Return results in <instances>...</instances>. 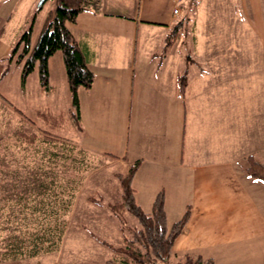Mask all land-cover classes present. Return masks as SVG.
I'll return each mask as SVG.
<instances>
[{
	"label": "crops",
	"instance_id": "obj_1",
	"mask_svg": "<svg viewBox=\"0 0 264 264\" xmlns=\"http://www.w3.org/2000/svg\"><path fill=\"white\" fill-rule=\"evenodd\" d=\"M8 1L14 2L10 11L23 2L0 4ZM24 1L28 18L39 0ZM99 2L97 11L88 8L67 23L94 74L91 88L78 90L79 120L72 117L63 60L56 52L48 60L47 89L41 88L39 76L31 88L28 85L38 69L23 84V94L32 102L30 113L38 120L33 128L61 129L69 115L80 133V152L103 156L112 160L107 164L127 169L140 161L132 188L145 213L161 191L168 225L190 208L173 254L198 255L213 264H264V183L246 171L249 157L264 163V0H197L194 5L190 0ZM237 2L244 18L236 17ZM211 8L229 12L223 20L225 34L213 33L216 26L207 18ZM185 14L183 33L165 51L167 36ZM246 43L257 49L251 54ZM38 111L53 118L50 125ZM19 121L30 124L22 115ZM110 138L119 139L113 156L98 148ZM52 160L46 167L53 170L48 175L52 178L40 177L35 193L30 190L31 195L19 199L24 202L20 232L61 234L58 249L50 252L58 253L54 263L59 264L65 234L89 236L111 223L89 221L72 228L66 223L73 211L74 189L70 179L54 171L62 170L60 152ZM114 193L121 198L119 187ZM85 246L91 247L92 257L95 249L103 248L97 241Z\"/></svg>",
	"mask_w": 264,
	"mask_h": 264
},
{
	"label": "rangeland",
	"instance_id": "obj_2",
	"mask_svg": "<svg viewBox=\"0 0 264 264\" xmlns=\"http://www.w3.org/2000/svg\"><path fill=\"white\" fill-rule=\"evenodd\" d=\"M9 2L0 4V18L4 19L3 23H0V261L4 264H55L54 259L58 253L40 254L38 257L30 259L32 257H27L20 252L23 250L28 253L33 248V235L20 232L22 225L20 206L24 202L22 203L19 199L21 195L35 193L40 177L45 175L48 179L52 178L48 175H51L53 170L46 168L47 163L55 161L52 160L53 157H57V153L60 152L62 170L54 168V171L61 172L63 179L71 180L70 187L74 189L75 197L73 211L65 218L66 223L71 228L84 226L85 222L89 221H99L102 226V221L107 220L106 222H108L109 220L111 224L101 231L89 234L90 237L85 234H65L66 244L61 251L63 258L59 264H108V260L112 262L109 264H122L123 257L114 253L106 245L114 248L122 247L125 239L131 237L132 230L139 227V224L131 213L124 212L117 215L110 212L107 205L121 200L120 196L114 193V191L118 193L119 187L116 175L126 174L127 168L124 165H109L106 163L107 160L110 162L112 160L103 158V156L80 152L76 147L80 144V133L76 129L75 121L69 115L65 123L63 120L61 129L49 130L46 128L42 132L33 128L32 124H38V120L30 113L32 102L30 103V99H27L28 97L23 94L22 65L17 64L14 60L10 61L8 53L31 25L33 26L32 47L37 43L45 16L50 10H54V3L52 0H47L40 10L35 9L34 15L27 18L26 1L23 0L11 11L9 7L14 2ZM223 2L221 1V4ZM225 11L207 9V18L214 21L216 26L213 30L214 34H225L223 20L229 18V12ZM236 17L244 18L239 2L236 3ZM181 33H183V29ZM250 33V31L246 32V34ZM246 46L251 47L252 52L249 51L251 54L257 49L255 44L252 46V44L246 43ZM177 50L181 52L182 48L179 47ZM57 55H60V52H57ZM178 62L176 61V65ZM34 71H37V66ZM37 76H39L38 71L30 76L28 80L30 88ZM14 108L20 111L19 115ZM21 115L25 120L30 121L28 126L20 123ZM77 126L79 127L80 124ZM15 127H21L20 129H23L22 131L26 135L34 134L36 136L34 142L18 141L15 132L21 130L16 129L15 131ZM64 127L69 130H64ZM29 129L31 131H28ZM54 140L56 144H53ZM110 140L111 138L109 143H103L98 148L102 152H109L107 155L113 156L112 154L118 153L119 139ZM71 147L74 149L70 150ZM34 180H36V184L31 186V182ZM23 181L28 182H24L23 185ZM95 188H103V190L101 189L99 193ZM99 223H95V225L99 226ZM93 241L99 242L103 248L99 246V250L95 249V254L92 257L89 256L91 247L85 246V244ZM72 242H76L74 246L70 244ZM37 246L39 245H35V247ZM101 249H103V254L100 253ZM71 252H76L75 254L78 255L72 256L74 254L70 255Z\"/></svg>",
	"mask_w": 264,
	"mask_h": 264
},
{
	"label": "trees",
	"instance_id": "obj_3",
	"mask_svg": "<svg viewBox=\"0 0 264 264\" xmlns=\"http://www.w3.org/2000/svg\"><path fill=\"white\" fill-rule=\"evenodd\" d=\"M196 1L190 0L189 3L194 5ZM53 3L54 10L47 15L37 43L32 47L31 25L20 36L8 59L22 65V84L37 66L40 86L47 89L48 60L53 54L60 52L71 94L72 117L77 121L79 120L78 90L80 88L90 89L94 74L87 67L82 53L67 28V23L75 22L77 16L88 8L97 11L100 2L99 0H53ZM40 8L41 6L36 10ZM185 16L187 15L182 16L172 27L165 42V51L179 39L180 32L188 20V17ZM179 82L181 87V81L179 80ZM16 112L18 111L16 110ZM37 114L44 122H48L47 126L51 124L49 120H53V118L50 119L46 112L38 111ZM61 118L64 119L65 116L63 115ZM15 136L18 141L27 143H33L36 139L34 134L26 135L22 131H16ZM139 165L140 161H135L128 167L126 174L116 175L121 190V200L107 205L110 212L114 214L131 213L138 221L139 227L132 230L131 237L125 239L122 247L114 248L105 245L123 257L122 264H213L211 259H205L198 255L183 254L179 256L173 254L174 242L182 234L188 222L190 208H186L181 219L168 225L164 211V194L161 191L156 195L151 211L145 213L137 205L132 188V179ZM246 171L250 177L264 183V163L249 157V166ZM61 236L57 233L33 235V248L28 253L23 250L20 252L27 257L54 252L58 249ZM35 245L39 246L35 247ZM107 263L112 262L108 260Z\"/></svg>",
	"mask_w": 264,
	"mask_h": 264
},
{
	"label": "water",
	"instance_id": "obj_4",
	"mask_svg": "<svg viewBox=\"0 0 264 264\" xmlns=\"http://www.w3.org/2000/svg\"><path fill=\"white\" fill-rule=\"evenodd\" d=\"M46 0H39L38 3H37V7H40L44 4Z\"/></svg>",
	"mask_w": 264,
	"mask_h": 264
}]
</instances>
